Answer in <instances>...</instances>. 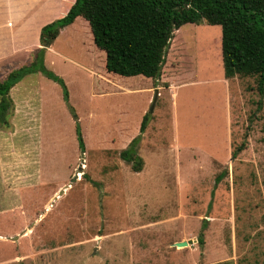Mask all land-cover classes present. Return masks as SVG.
<instances>
[{
  "label": "rangeland",
  "instance_id": "rangeland-1",
  "mask_svg": "<svg viewBox=\"0 0 264 264\" xmlns=\"http://www.w3.org/2000/svg\"><path fill=\"white\" fill-rule=\"evenodd\" d=\"M181 33L183 86L107 73L73 32L54 45L70 63L44 57L68 103L40 73L16 85L0 128V264H264V88L225 78L218 27ZM146 113L133 172L120 153Z\"/></svg>",
  "mask_w": 264,
  "mask_h": 264
},
{
  "label": "trees",
  "instance_id": "trees-1",
  "mask_svg": "<svg viewBox=\"0 0 264 264\" xmlns=\"http://www.w3.org/2000/svg\"><path fill=\"white\" fill-rule=\"evenodd\" d=\"M77 18L86 22L85 44L94 51L97 49L95 59L101 55V59H97L98 67L103 66L107 73L121 77H145L151 88H157L159 83L167 87L169 83L187 81L183 77L193 67L184 48L183 26L202 21L216 26L221 32L220 58L225 78L256 76L257 88L263 92L264 0H75L65 16L41 29V48L0 81V128L10 127L14 105L9 92L27 75L40 73L53 81L60 88L63 101L68 103L66 83L45 66L44 57L61 31ZM149 116V113L143 115L140 134L132 137L128 147L120 153V158L133 172H140L143 167L137 146ZM74 126L78 149L85 152L80 125L75 122ZM243 149L244 144L234 148L231 158L235 159ZM221 177L219 175L215 181L218 183ZM197 245L200 249L204 246L202 233Z\"/></svg>",
  "mask_w": 264,
  "mask_h": 264
},
{
  "label": "crops",
  "instance_id": "crops-1",
  "mask_svg": "<svg viewBox=\"0 0 264 264\" xmlns=\"http://www.w3.org/2000/svg\"><path fill=\"white\" fill-rule=\"evenodd\" d=\"M74 2L75 0H0V76L26 63L29 56L41 48V29L65 16ZM85 26L86 22L77 18L72 25L62 30L53 45L47 48L45 60L47 61L49 55L52 54L50 57L54 63L57 59L63 64L70 63L68 58L58 54L54 45H58L64 35L73 32L80 36L81 43L83 42L82 45L85 46L84 39L87 38L83 28ZM88 45L90 46V44ZM89 50L94 51L93 48ZM16 85L10 90L9 97L14 89L20 88ZM183 85L185 84L183 83L181 86ZM174 86L177 84L169 83L167 88H174ZM10 98L12 100V97Z\"/></svg>",
  "mask_w": 264,
  "mask_h": 264
},
{
  "label": "water",
  "instance_id": "water-1",
  "mask_svg": "<svg viewBox=\"0 0 264 264\" xmlns=\"http://www.w3.org/2000/svg\"><path fill=\"white\" fill-rule=\"evenodd\" d=\"M155 98H156V94H155ZM153 104H154V102H153ZM153 104H152V106H151V108H150V112L152 111V108H153ZM84 156H85V154H84V152L81 154V157H82V159L84 158ZM81 168H79V170H80ZM77 180V176H75L73 179H72V182L73 181H76ZM63 193V190H61L60 191V195ZM193 244V241L192 240H189V241H182V242H177L176 244H175V246L176 247H187L188 245H192Z\"/></svg>",
  "mask_w": 264,
  "mask_h": 264
}]
</instances>
